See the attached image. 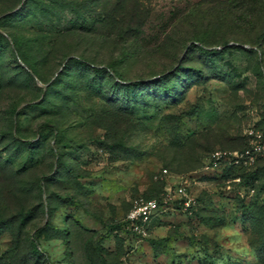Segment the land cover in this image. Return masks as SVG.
Wrapping results in <instances>:
<instances>
[{"label": "rangeland", "instance_id": "rangeland-1", "mask_svg": "<svg viewBox=\"0 0 264 264\" xmlns=\"http://www.w3.org/2000/svg\"><path fill=\"white\" fill-rule=\"evenodd\" d=\"M202 1L0 0V264H264V155L209 159L264 142V0Z\"/></svg>", "mask_w": 264, "mask_h": 264}, {"label": "built area", "instance_id": "built-area-1", "mask_svg": "<svg viewBox=\"0 0 264 264\" xmlns=\"http://www.w3.org/2000/svg\"><path fill=\"white\" fill-rule=\"evenodd\" d=\"M248 133L253 136L250 137L248 146L241 150L213 151L210 153L209 159L215 163L220 159H229L233 164H238L240 162H252L258 156L264 155V142L256 139L259 138V135L254 134L251 130ZM177 192L184 194L182 187L177 188ZM184 203L189 207V200H185ZM158 211L159 205L155 198L138 199L134 201L132 208L126 214L125 221L128 223L130 230L136 233H143Z\"/></svg>", "mask_w": 264, "mask_h": 264}, {"label": "trees", "instance_id": "trees-1", "mask_svg": "<svg viewBox=\"0 0 264 264\" xmlns=\"http://www.w3.org/2000/svg\"><path fill=\"white\" fill-rule=\"evenodd\" d=\"M256 1V0H226L223 3L224 7H222V12H231L233 19L236 20V23L240 20V19H246L247 17V13H250L253 8L254 5L252 6V3ZM209 1L205 0L202 2H197L195 4H193L190 9L189 12L193 11V10H200L201 6L208 4ZM209 5V4H208ZM221 5V4H220ZM211 6V5H210ZM208 9V7H206ZM203 9V8H202ZM205 9V8H204ZM197 37V36H195ZM193 36V38H195ZM95 69L99 70V67L95 66ZM114 73V72H112Z\"/></svg>", "mask_w": 264, "mask_h": 264}, {"label": "water", "instance_id": "water-1", "mask_svg": "<svg viewBox=\"0 0 264 264\" xmlns=\"http://www.w3.org/2000/svg\"><path fill=\"white\" fill-rule=\"evenodd\" d=\"M22 66H24V65L22 64Z\"/></svg>", "mask_w": 264, "mask_h": 264}]
</instances>
